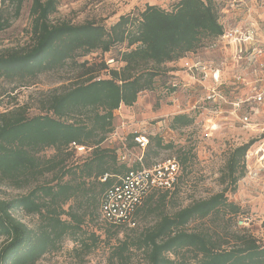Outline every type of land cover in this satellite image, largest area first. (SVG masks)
Segmentation results:
<instances>
[{
	"label": "trees",
	"instance_id": "trees-1",
	"mask_svg": "<svg viewBox=\"0 0 264 264\" xmlns=\"http://www.w3.org/2000/svg\"><path fill=\"white\" fill-rule=\"evenodd\" d=\"M23 1H1L0 30L10 23L4 13L6 5H12L17 14ZM222 4L223 0H178L171 9L146 4L138 14H122L107 27L92 20L53 22L50 16L57 9V0H31V42L0 52V78L25 85L67 63L84 67L85 61L77 59L90 52H107L121 43L126 48L120 52V68L109 69L106 77L84 70L68 86L49 91L41 100L40 113L29 115L24 105L0 112V183L30 186L26 193L0 197V264H35L67 237L90 249L97 238L94 233L89 243L77 236L84 231L85 217L100 218L105 190L130 169L140 167L136 161L127 166L119 161L114 148L101 145L114 129V111L121 105L131 106L142 91L153 89L158 80L171 75L187 53H199L214 44L223 30ZM101 67L106 65L101 63ZM192 121L190 114L177 113L169 128H183ZM151 139L156 148L172 145L158 135ZM128 140L131 147L132 134ZM72 142L89 150L76 155ZM252 142L239 144L228 153L220 175L225 184L221 191L172 213L159 210L155 222L134 240L125 237L112 246L110 264H128L133 247L142 250L146 264H264V243L247 231L185 228L193 220L213 217L221 223L226 213L236 216L240 212V206L229 201L225 192L234 191L245 175V155ZM45 148H52V155L42 156ZM145 149L143 164L150 166L147 159L156 152L149 144ZM187 159V152L177 159L180 173L172 188L153 190L144 198L134 212L135 224L141 212H153L171 198ZM46 174L51 177L43 180ZM105 174L106 180L101 181ZM18 210L37 215V224L28 226L16 216ZM102 222L111 232L127 227ZM188 251L194 252L193 262L184 257Z\"/></svg>",
	"mask_w": 264,
	"mask_h": 264
},
{
	"label": "rangeland",
	"instance_id": "rangeland-1",
	"mask_svg": "<svg viewBox=\"0 0 264 264\" xmlns=\"http://www.w3.org/2000/svg\"><path fill=\"white\" fill-rule=\"evenodd\" d=\"M177 1L57 0V9L50 18L53 22L65 20L71 23L92 20L108 27L122 14H138L146 4H156L162 8L171 9ZM30 4L31 0H24L17 14L10 4L4 8L5 16L9 18L10 23L8 27L0 30V52L9 48L26 46L31 42ZM253 9L258 13L264 12V0H259V6ZM125 48L126 44L121 43L114 45L107 52L100 50L90 52L77 59L79 62L85 61L84 67L67 63L58 70L39 74L33 81L25 85H18L15 81L0 78V112L24 105L28 108L29 115L40 113L41 100L49 91L57 87L68 86L84 70H92L90 74H96V77H106L109 75V69L120 68L123 65L120 61V52ZM199 56L205 61L218 64L223 70H229L232 67L229 56L227 57L226 51H222L219 45L204 48L199 52ZM101 63H104L106 68H102ZM179 63L180 61L176 67ZM233 69L235 72L243 74L247 80H251L252 70L246 72L237 65H234ZM171 77L180 79L181 83L174 88L175 90L166 91L162 84L167 85ZM163 79L166 81L164 82ZM163 79L158 80L153 89L142 91L131 106H121L114 111L113 130L116 129L118 133L122 134V137H126L127 145L128 137L133 132L147 133L150 137L149 145L156 152L148 157V165L168 158L178 159L181 153L187 152L188 159L185 166L181 168L175 193L167 199L164 205H160L159 209L157 208L153 212L146 211L145 214L144 211L141 212L136 217L134 227H123L118 232L107 231L98 216H86L81 225L84 231L77 236L89 243L92 241L90 234L94 233L97 238L90 249L80 245L79 241L67 237L63 239L57 250L45 253L35 264H110L109 256L112 246L125 237L134 240L140 232L155 222L159 210L172 213L195 199L205 198L221 191L225 184L221 183L220 175L228 153L233 147L250 140L253 142L245 155L246 173L237 181L234 191L227 190L225 192L229 201L240 206V212L236 216L226 213L225 217L219 220L222 221L221 223L215 222L213 217L193 220L185 228L188 230L200 228L243 230L255 236L259 242L264 243V129H262L264 117L261 116L263 113L259 111L255 115L256 118L253 116V121L259 125L251 126L250 129L244 128L227 113L215 116L209 110L191 109L192 104L199 101L205 91L203 86L194 82L192 78L184 76L180 72L177 73V76L169 75ZM177 113L190 114L193 116L192 123L168 134L171 138L170 142H172L171 147H154V139L151 138L157 134H165L164 132L169 128L171 117ZM208 117H213L218 121L217 129L210 135L205 130V122ZM166 138H168L167 135ZM121 144V140L112 133L101 143L103 147L114 148L119 161L126 162L127 166H131L142 150L134 145L130 147L129 152H125ZM53 151L52 148H45L40 154L48 157L52 155ZM50 177V174H46L43 180H48ZM29 189L30 186L15 188L0 183V197H14L26 193ZM157 195L154 200H157ZM15 214L30 227H34L38 222L37 215H27L21 210L16 211ZM2 240L0 237V245ZM184 257L191 262L195 260L193 251L185 252ZM128 264H146L142 250L133 247Z\"/></svg>",
	"mask_w": 264,
	"mask_h": 264
},
{
	"label": "built area",
	"instance_id": "built-area-1",
	"mask_svg": "<svg viewBox=\"0 0 264 264\" xmlns=\"http://www.w3.org/2000/svg\"><path fill=\"white\" fill-rule=\"evenodd\" d=\"M258 6L259 0H223L220 8L223 30L210 47L219 45L222 51H226L232 66L229 70H223L218 64L201 59L199 53L189 52L180 59L178 67L171 73L177 76V73L181 72L203 86L204 95L192 104L191 109L209 110L215 116L227 113L240 126L249 129L251 126L259 125L253 121V116L255 118L260 110L264 111V12L258 13L253 9ZM234 65L246 72L252 70L251 80L235 72ZM176 79L171 77L168 80L165 85L166 91H173L178 87L181 80ZM217 127V119L213 117L206 119L207 134L210 135ZM164 133L157 135L164 142H170L168 134H172L173 130L167 128ZM112 134L121 140L122 149L129 152L130 146L126 143V137H122L116 129ZM132 143V146L135 145L142 150L135 158L140 167L130 169L119 177L118 182L109 186L99 206L100 218L109 224L134 226V212L144 198L153 190L172 188L180 173V163L175 158H168L150 166L143 164V151L149 144L147 133L133 132ZM71 147L74 148L76 155H83L89 150L76 142H72ZM106 178L107 174L101 181H105Z\"/></svg>",
	"mask_w": 264,
	"mask_h": 264
},
{
	"label": "crops",
	"instance_id": "crops-1",
	"mask_svg": "<svg viewBox=\"0 0 264 264\" xmlns=\"http://www.w3.org/2000/svg\"><path fill=\"white\" fill-rule=\"evenodd\" d=\"M121 106H122V105H121ZM121 106H120V108H121ZM260 112L263 113V115H261V116L264 117V111H263V110H260ZM258 113H259V112H258ZM258 113H257V114H258ZM255 118H256V117H255Z\"/></svg>",
	"mask_w": 264,
	"mask_h": 264
}]
</instances>
